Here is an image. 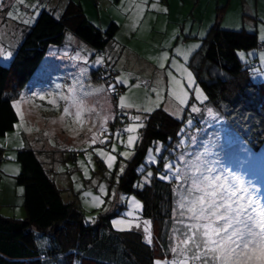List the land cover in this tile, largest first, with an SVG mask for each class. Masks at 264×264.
<instances>
[{"label":"trees","instance_id":"obj_1","mask_svg":"<svg viewBox=\"0 0 264 264\" xmlns=\"http://www.w3.org/2000/svg\"><path fill=\"white\" fill-rule=\"evenodd\" d=\"M54 8L41 10L34 20L30 15V25L19 24L23 33L12 48L10 62L7 66L0 62V137L13 130L18 120L13 102L29 87L35 73L44 71L41 65L49 51L62 49L69 34L70 40L74 38L92 50L90 60L97 56L102 61L93 68L95 80L115 82L117 71L107 61L106 48L114 39L117 24L109 22L101 29L87 20L79 3L71 0L62 10ZM219 18L217 15L200 49L188 62L196 84L205 94L203 103L193 99L189 106H208L212 114L204 109L185 112L180 120L160 108L143 113V127L133 155L118 180L120 192L141 200L140 215L150 220L152 242L144 240L138 231H112V212L83 224L81 213L62 200L37 152L27 145L17 152L21 171L14 177L16 185L22 187L21 203L26 215L16 219L0 214V264H153L156 257H170L180 181L175 177L159 178L168 157L183 164L182 159H195L203 153L202 160L210 166L240 177L258 193L264 192V85L252 81L249 68L237 57V51L264 52V43L253 32L221 29ZM251 67L259 64L253 62ZM106 72L108 79L103 77ZM120 109L123 114L118 113ZM114 114L110 129L124 134L131 111L117 106ZM186 117L193 119L195 130L190 132L184 150L179 139ZM123 118L119 131L117 125ZM156 144L163 146L159 164L152 167V176L143 182L145 172L138 169L148 149ZM78 156L77 152L73 155Z\"/></svg>","mask_w":264,"mask_h":264},{"label":"rangeland","instance_id":"obj_2","mask_svg":"<svg viewBox=\"0 0 264 264\" xmlns=\"http://www.w3.org/2000/svg\"><path fill=\"white\" fill-rule=\"evenodd\" d=\"M66 1L68 0H26V5H17L16 0H3L4 7L0 9V53H2L0 62L5 66L9 64L12 48L17 44L18 36L23 33V28L19 24L30 25L41 10L55 9L54 7L62 10ZM71 1L82 6L88 20L99 22L98 16H100L104 22L102 29H105L109 22L117 24L118 30L111 42L110 50L111 55L118 56L120 62L119 68H115L116 77L126 82L109 84L92 79L89 82V76L86 75L89 68H82L79 65L80 55L84 60L87 53H81V50L73 48L74 43L71 41L72 38L70 40L71 35L69 34L66 38L67 43L61 45L62 49L56 48L57 57L47 60L49 66L53 64L55 67L48 68V66L43 69L44 71H40L41 73L36 72L30 80L29 87L20 96L24 99L19 98L13 102V105L19 102V107L14 110L16 114L19 110L23 122H21V116L17 114L18 120L13 130L7 132L4 137H0V214L16 219L25 218L26 214L21 203L22 187L16 185L14 177L21 171L16 159L17 152L20 148L26 147V144H30L29 148L37 152L48 176L60 190L62 200L72 204L81 213L83 224L92 223L102 214L112 212L114 213V217L110 220L112 231H138L146 240L143 221L150 222V220L140 215L141 200L134 194H123L118 189L119 177L125 170L126 162L133 155L141 127H137L133 133L117 135L110 129L113 120L110 113L114 111L115 106H119L120 96L126 97L129 103H133L132 108L125 109L131 111V117L140 116L141 121L143 113L152 112L158 108L178 119L182 117L184 119L185 112L191 114L193 106L199 108V112L204 109V112L208 113V108H210L208 106L200 107L196 104L189 106L193 99L197 100L193 90L196 87L202 94V99L197 101L203 103L205 99L201 87L195 82L188 64L189 59L200 49L204 37L215 24L217 15L220 17L218 23L221 29L253 32L256 33L258 41L264 43V0H148V5L138 20H135L133 0ZM154 2L157 3V8H151ZM135 3H140V0H135ZM33 4L36 5L34 9L31 7ZM130 6L131 10H129ZM17 8L20 10L21 18L10 19L7 13L15 12ZM23 13H27V16H23ZM30 15H32V20ZM24 19L30 23H24ZM177 49L188 52L186 61L183 55H176ZM165 54L168 56L167 61L163 60ZM237 57L249 68L252 81L262 82L264 85V52L259 53L256 49L237 51ZM99 60L97 56H94L91 60L88 58L81 64L88 66ZM172 61L192 73L193 89L187 88V79L181 67L174 68ZM58 62L59 67L57 68ZM253 62H257L259 67H251ZM161 63L164 67H160ZM48 69L52 72L57 70L49 83L44 81L46 80L45 72L49 71ZM169 72L189 93L187 102L183 106L171 94L178 89L174 88L168 75ZM82 73V79L90 85L92 95L85 98L81 121H75L76 109L74 108L70 109L73 115L64 116L61 120L60 117L64 115L63 108L67 106V102L57 99V106H54L48 104L47 101L56 99L61 93L67 95V90L76 83L77 79L81 78ZM109 85H115L114 92L108 91ZM98 86L110 92H107L109 100L104 99L105 92H95ZM77 91L79 92V89ZM113 95L116 100L113 99ZM41 96L44 100L40 99ZM93 107L101 115L110 117L104 123L108 131L103 135H98L95 143L92 142L91 137L93 133H99V125L102 121L94 113L90 114L87 111ZM145 108L147 111H144ZM189 120L191 124L188 123ZM93 123L96 124V128L89 132L88 129ZM133 124L130 118L125 127ZM194 125L193 119L186 117L181 127L182 134L179 141L184 150L187 147L190 132L193 131L192 129L195 130ZM129 135L137 138L131 147L127 145ZM100 140L105 142L101 144ZM76 152L79 156L73 157ZM101 152L106 155L101 156ZM162 152L163 146L160 144L148 149L144 163L138 169L139 172L142 170L145 172L143 182L149 177L147 174L152 171V167L159 164ZM121 153H129V155L125 157ZM185 154H190V152H185ZM108 155L115 157V160L111 162L112 168L108 167ZM9 157H14V159H9ZM205 162L208 163L207 160ZM169 163L174 164L175 168L184 167L177 158L168 157L162 163L164 174L159 173V178L161 176L166 177L164 180L173 178L171 173L165 171V165ZM101 186L105 189L104 193L100 191ZM86 193L90 195L86 196ZM93 196H99L103 203L93 201ZM132 198H135L141 207L135 210L134 217H127L124 214L133 210L130 203ZM119 219L132 221V223L115 224L114 222ZM137 223L140 224L139 228L136 227ZM151 228L150 223V232ZM165 259H171V256L156 257L153 264L157 260Z\"/></svg>","mask_w":264,"mask_h":264},{"label":"snow or ice","instance_id":"obj_3","mask_svg":"<svg viewBox=\"0 0 264 264\" xmlns=\"http://www.w3.org/2000/svg\"><path fill=\"white\" fill-rule=\"evenodd\" d=\"M16 4L26 5V0H16ZM133 5L135 7V20H138L143 15L148 0H140V3H135V0H133ZM3 7L4 2L0 0V9H3ZM31 7L34 9L36 5L33 4ZM151 8H157V3H152ZM129 10H131V6ZM7 16L13 20L21 18L19 8L15 12L9 11ZM23 16H27V13H23ZM23 22L28 23L29 21L24 19ZM176 55H183L185 61L188 59V52L181 49L176 50ZM163 60H168L167 54L164 55ZM96 63L100 64L102 61ZM172 66L174 68L181 67L176 65L175 61H172ZM160 67H164V64L161 63ZM181 71L187 79V88L193 89L192 73L183 67H181ZM168 75L174 84V88L178 89V91H173L171 94L178 100L180 105H185L189 93L184 90V86L171 72ZM82 77L83 73L81 78L77 79L76 83L67 90V95L61 93L56 99L47 101L48 104L54 106H57V99L67 102V106L63 108L64 115L60 117L61 120L64 119V116L73 115L70 109L74 108L76 109L74 113L75 121H81L85 98L92 95L90 85H87ZM125 82L122 79L116 81L117 84ZM77 89H79V92ZM193 90L196 99L199 100L202 95L200 89L196 87ZM103 91L102 88L95 89L97 93ZM108 91L114 92L115 85H109ZM20 99L23 100L24 97ZM40 99L44 100V97L41 96ZM119 106L130 109L134 105L129 103L126 97L120 96ZM13 107L18 108L19 102L14 104ZM87 111L90 114L94 113L102 121L99 125V133H93L91 137L92 142L95 143L98 135H103L108 131L104 127V123L110 117L101 115L95 107ZM144 111H147V109L145 108ZM192 111L199 112L200 109L193 106ZM17 114L21 116V122H23L19 110ZM211 114V110H209V115ZM131 119L134 124L126 126L123 132L133 133L137 127H143L140 116H134ZM52 123H56V121H52ZM188 123L191 124V120ZM93 128H96L95 123L88 131L92 132ZM28 130L30 131V129ZM136 139L135 136L129 135L127 145L131 147ZM104 142V140H100L101 144ZM113 151H115V148H113ZM100 155L104 156L106 154L101 152ZM121 155L127 157L129 153H121ZM204 155L202 153L196 155L195 159H182L183 168H175L172 163L165 165V171L171 173L176 180L180 181L177 185V214L169 244L171 259L157 260L155 264H264V192L258 193V190L246 185L240 177L205 163L202 160ZM9 159H14V157H9ZM107 159L109 161L108 167L112 168L111 162L115 160V157L108 155ZM89 161H91V157H89ZM174 168L175 171H173ZM121 172H123V168H121ZM147 175L151 177L152 173L149 172ZM165 178V176L160 177V179ZM100 191L101 193L105 192L103 186H101ZM85 195H90V193ZM92 199L97 203H103L99 196H93ZM130 203L133 210L126 212L124 215L134 217L135 210L139 209L141 205L135 198H132ZM114 223L117 225L131 224L132 221L119 219ZM143 225L146 240L151 243L150 222L145 220ZM136 227L139 228L140 224L137 223Z\"/></svg>","mask_w":264,"mask_h":264},{"label":"crops","instance_id":"obj_4","mask_svg":"<svg viewBox=\"0 0 264 264\" xmlns=\"http://www.w3.org/2000/svg\"><path fill=\"white\" fill-rule=\"evenodd\" d=\"M60 1V0H59ZM69 1V0H68ZM96 1H99V2H102V0H96ZM66 3H67V1H66ZM65 3V4H66ZM98 3V2H97ZM64 7V6H63ZM82 7V6H81ZM82 10H83V8H82ZM83 12H84V10H83ZM85 13V12H84ZM98 15H100V13H98ZM86 16V15H85ZM87 18V20H88V17H86ZM98 19H99V22H97V21H93V20H91V19H89L88 21H91V23L92 24H94V25H96V26H99L101 29H102V27H103V25H104V22H102V20L100 19V16H98ZM105 23H107V22H105ZM18 34V33H17ZM20 36V35H19ZM18 36V37H19ZM73 43H74V45H73V48L74 49H79V50H81L82 52L81 53H87V55H86V58H84V60L81 58V55H80V57H79V65H80V67H82V68H84V67H86V68H89V72L86 74V75H88L89 76V82H90V80L92 79V80H94V81H96L95 80V78H94V76H93V72H94V70H93V68H95L96 69V67H97V63L95 62V63H92V64H88V66H84V65H82L83 64V62L84 61H86V59H88L89 57H90V55H93V52H92V50L89 48V47H87L86 45H84L83 43H81V42H79L78 40H76V39H72L71 40ZM111 43H109L108 44V46H107V48H106V58H107V61L110 63V64H112L115 68H119V65H120V62H119V60H118V56L116 57V56H113V55H111ZM122 52V51H121ZM57 55H58V53L56 52V49L55 50H50L49 51V53L47 54V60H49V59H54V58H56L57 57ZM78 56V55H77ZM47 60L44 62V64L42 63V68H47L49 65H48V63H47ZM82 63V64H81ZM78 65V64H77ZM51 67H55L53 64L52 65H50L48 68H51ZM59 67V62H58V64H57V68ZM49 70V69H48ZM50 71V72H49ZM49 71H47V72H45V79L46 80H44V81H46V82H50V81H52V79H53V75L55 74V73H57V70H56V72H52L51 70H49ZM90 74V75H89ZM90 76H91V78H90ZM49 78V79H48ZM118 80V76L117 77H115V82ZM92 82V81H91ZM114 82V83H115ZM121 86V85H120ZM99 88H100V86H98ZM103 92H105V94H103V96H104V99L106 100V98L109 100V95H108V93H110V92H108L107 90H105V91H103ZM108 92V93H107ZM115 108H116V106H115ZM23 111H24V108H23ZM114 112H115V109H114V111H112L110 114V116H113V118H114ZM25 143H26V140H25ZM26 145H30V144H26Z\"/></svg>","mask_w":264,"mask_h":264},{"label":"built area","instance_id":"obj_5","mask_svg":"<svg viewBox=\"0 0 264 264\" xmlns=\"http://www.w3.org/2000/svg\"><path fill=\"white\" fill-rule=\"evenodd\" d=\"M261 48H262V46H261ZM103 77H104V79H108V74H107V72H106V73H103ZM118 113L123 114L124 111H123L122 109H120ZM125 116H127V114H125ZM123 122H124V118H123V119H119V122H118V125H117V129H118L119 131H122V123H123Z\"/></svg>","mask_w":264,"mask_h":264},{"label":"bare ground","instance_id":"obj_6","mask_svg":"<svg viewBox=\"0 0 264 264\" xmlns=\"http://www.w3.org/2000/svg\"><path fill=\"white\" fill-rule=\"evenodd\" d=\"M99 76V75H98ZM102 81V80H101Z\"/></svg>","mask_w":264,"mask_h":264}]
</instances>
